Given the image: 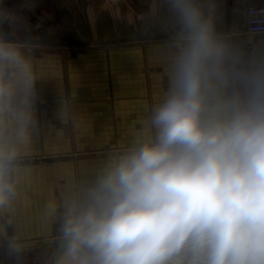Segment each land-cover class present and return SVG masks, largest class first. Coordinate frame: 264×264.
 I'll return each instance as SVG.
<instances>
[{
    "label": "crops",
    "instance_id": "crops-1",
    "mask_svg": "<svg viewBox=\"0 0 264 264\" xmlns=\"http://www.w3.org/2000/svg\"><path fill=\"white\" fill-rule=\"evenodd\" d=\"M31 1L0 10L10 25L0 32V183L11 187L0 264L20 255L67 264L69 210L89 206L112 163L154 139L151 118L174 87L189 31L175 0ZM188 2L219 51L202 119L228 116L232 99L247 100L249 77L264 74V39L246 32V8L264 0Z\"/></svg>",
    "mask_w": 264,
    "mask_h": 264
},
{
    "label": "clouds",
    "instance_id": "clouds-1",
    "mask_svg": "<svg viewBox=\"0 0 264 264\" xmlns=\"http://www.w3.org/2000/svg\"><path fill=\"white\" fill-rule=\"evenodd\" d=\"M174 6L190 43L154 109V139L112 163L89 206L69 210L67 264H264V74L230 115L202 119L219 51L188 0ZM10 194L0 183V205Z\"/></svg>",
    "mask_w": 264,
    "mask_h": 264
},
{
    "label": "rangeland",
    "instance_id": "rangeland-1",
    "mask_svg": "<svg viewBox=\"0 0 264 264\" xmlns=\"http://www.w3.org/2000/svg\"><path fill=\"white\" fill-rule=\"evenodd\" d=\"M46 1H50V0H32L31 2L34 3L33 6L35 7V5L37 4H45ZM57 0H54V2ZM61 1V0H58ZM11 2H17L19 4H21V6H29L30 0H0V10L2 11V9H4V5L6 3H11ZM37 2V4H36ZM32 5V4H30ZM7 17V14H6ZM7 19V18H6ZM8 24V20L3 22L0 20V32L5 33L6 35L10 33V25ZM38 28V36L35 37V39L44 40V33L41 30V27H36ZM43 39V40H42ZM43 43V42H42ZM7 256V255H6ZM19 258V259H18ZM16 258L13 262L12 261H8L7 259H5L4 264H45V259L44 258H39L36 256V258H29L28 255H20V257ZM48 262H50L51 264H56L55 263V258L53 257L51 260H46Z\"/></svg>",
    "mask_w": 264,
    "mask_h": 264
},
{
    "label": "built area",
    "instance_id": "built-area-1",
    "mask_svg": "<svg viewBox=\"0 0 264 264\" xmlns=\"http://www.w3.org/2000/svg\"><path fill=\"white\" fill-rule=\"evenodd\" d=\"M246 32L264 34V3L249 5L246 8Z\"/></svg>",
    "mask_w": 264,
    "mask_h": 264
},
{
    "label": "water",
    "instance_id": "water-1",
    "mask_svg": "<svg viewBox=\"0 0 264 264\" xmlns=\"http://www.w3.org/2000/svg\"><path fill=\"white\" fill-rule=\"evenodd\" d=\"M247 36H249V39H252V40H259L261 38L264 39V34H249ZM227 54H228L227 55V59H228V71L230 73V78H232V62H231L230 49L227 51ZM233 101H234V99L231 100L230 105L232 104Z\"/></svg>",
    "mask_w": 264,
    "mask_h": 264
},
{
    "label": "flooded vegetation",
    "instance_id": "flooded-vegetation-1",
    "mask_svg": "<svg viewBox=\"0 0 264 264\" xmlns=\"http://www.w3.org/2000/svg\"><path fill=\"white\" fill-rule=\"evenodd\" d=\"M258 53H262V54H264V50H261V51H259Z\"/></svg>",
    "mask_w": 264,
    "mask_h": 264
}]
</instances>
